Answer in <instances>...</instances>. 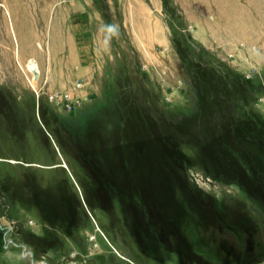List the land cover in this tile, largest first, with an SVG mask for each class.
Instances as JSON below:
<instances>
[{
	"label": "rangeland",
	"instance_id": "374dc122",
	"mask_svg": "<svg viewBox=\"0 0 264 264\" xmlns=\"http://www.w3.org/2000/svg\"><path fill=\"white\" fill-rule=\"evenodd\" d=\"M41 1L0 0V264H31L5 237L39 264L263 263L264 63L234 54L264 48V0H51L33 35ZM79 13L112 36L99 68L74 63ZM76 81L90 102L48 101Z\"/></svg>",
	"mask_w": 264,
	"mask_h": 264
},
{
	"label": "crops",
	"instance_id": "0c3cea01",
	"mask_svg": "<svg viewBox=\"0 0 264 264\" xmlns=\"http://www.w3.org/2000/svg\"><path fill=\"white\" fill-rule=\"evenodd\" d=\"M146 1H148V4H151L152 7H154L155 4L158 5V3L161 4V0H146ZM52 3L53 1L48 0L47 6L43 4V1L39 2V4L38 3L34 4L35 8L33 9V12L36 14H42V16L40 19L32 18L30 15L28 16V30L33 35L36 34L38 29L42 28L41 22L42 23L45 22V19H44L45 15H48L51 13ZM131 4L133 8L134 6H137L145 12L147 11V8L151 10V8L148 7L149 5L145 2H142V0H131ZM145 6L147 8H145ZM128 7L129 6H127V9L125 8L126 11H128ZM92 13H95V12H92ZM144 14L148 16V20H145V21H148L149 26L151 28H152V24H154V28H155L154 29L155 34L152 35L151 34L152 29L149 26H145V27L140 26L141 31L145 35L144 37L145 42L149 43L148 41L153 40V37H154L156 42H159L158 44L164 45L165 44V38H164L165 34H164V29L162 25L160 24L158 20L152 21L151 17H154L152 13L151 15L149 13H144ZM140 15H143V14H140ZM52 20H53V23L60 22V19H57V18H54ZM66 22L68 23L67 26H65ZM101 22L103 21L101 20V18L98 17V15L93 14V18H92V15H90V13L73 14L63 19V28L68 27L69 29L70 27L71 29L74 30V33L69 32L68 39L71 41V44L70 42L68 44L70 46V52L74 54V63L78 62V65H80V67L83 69L92 70V69L99 68V64H98L99 61L98 59L93 58L92 53H94V55L96 56H97V53L99 52L108 53L112 47V43H111L112 36H110L108 32L102 28ZM38 23H40L39 26H38ZM261 24L262 25L258 30L259 32L258 35L259 37L264 38V21ZM56 26L57 24L52 26V29ZM45 27L48 29L49 20H47L46 26H43L44 30H45ZM247 36L255 37V33L252 32L251 35L249 34ZM138 40H142V38H138ZM139 44H142V41H140ZM146 52L147 51H145V53ZM75 55H77L78 58ZM234 55H236L234 63L237 62L241 66L247 63L248 65L250 64V66L255 68V63L256 65L264 63V48L258 53H255V45L253 47V50H248V52H243V55H242V51H239V53H235ZM259 264H264V262L259 263Z\"/></svg>",
	"mask_w": 264,
	"mask_h": 264
},
{
	"label": "built area",
	"instance_id": "2783aa9c",
	"mask_svg": "<svg viewBox=\"0 0 264 264\" xmlns=\"http://www.w3.org/2000/svg\"><path fill=\"white\" fill-rule=\"evenodd\" d=\"M17 63L21 71L25 74L23 67L20 65L19 62ZM28 83L30 84L29 81ZM86 86L87 83L85 81H76L67 90L48 93L47 94L48 101L56 104V106L61 110H63L64 112L71 113L81 105L91 101V96H89V94L87 93ZM11 229L12 227L8 225L6 234ZM4 242L7 251H9L10 246L19 248V253L21 258L28 259L31 262V264H39L35 262L33 251L27 245L13 241L12 238H7V237H5ZM40 264H49V263L45 261H40Z\"/></svg>",
	"mask_w": 264,
	"mask_h": 264
},
{
	"label": "bare ground",
	"instance_id": "6f19581e",
	"mask_svg": "<svg viewBox=\"0 0 264 264\" xmlns=\"http://www.w3.org/2000/svg\"><path fill=\"white\" fill-rule=\"evenodd\" d=\"M26 67H27V70L29 71V72H31L32 74H37L38 73V67H37V65H36V62H35V60H30L28 63H27V65H26ZM27 76V75H26ZM29 77L27 76V79H28ZM28 81L30 82V85L34 88L35 86H34V84H33V82H32V79L31 78H29L28 79ZM65 165V164H64ZM66 166V165H65ZM64 166V167H65Z\"/></svg>",
	"mask_w": 264,
	"mask_h": 264
},
{
	"label": "trees",
	"instance_id": "16d2710c",
	"mask_svg": "<svg viewBox=\"0 0 264 264\" xmlns=\"http://www.w3.org/2000/svg\"><path fill=\"white\" fill-rule=\"evenodd\" d=\"M260 91V90H259ZM226 230V229H225ZM229 231H227V233H228ZM230 235H231V233H229Z\"/></svg>",
	"mask_w": 264,
	"mask_h": 264
},
{
	"label": "water",
	"instance_id": "95a60500",
	"mask_svg": "<svg viewBox=\"0 0 264 264\" xmlns=\"http://www.w3.org/2000/svg\"><path fill=\"white\" fill-rule=\"evenodd\" d=\"M34 76L36 77V74H34ZM35 77H34V78H35Z\"/></svg>",
	"mask_w": 264,
	"mask_h": 264
}]
</instances>
